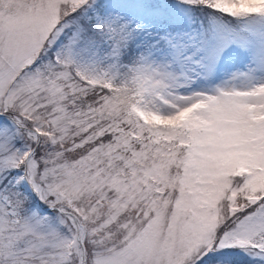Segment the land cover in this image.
Returning a JSON list of instances; mask_svg holds the SVG:
<instances>
[{
  "label": "snow or ice",
  "instance_id": "obj_1",
  "mask_svg": "<svg viewBox=\"0 0 264 264\" xmlns=\"http://www.w3.org/2000/svg\"><path fill=\"white\" fill-rule=\"evenodd\" d=\"M0 264H264V0H0Z\"/></svg>",
  "mask_w": 264,
  "mask_h": 264
}]
</instances>
